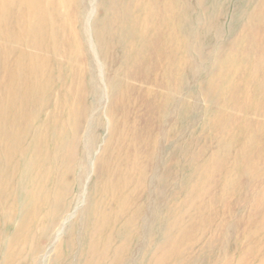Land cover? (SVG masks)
<instances>
[{"label": "rangeland", "instance_id": "1", "mask_svg": "<svg viewBox=\"0 0 264 264\" xmlns=\"http://www.w3.org/2000/svg\"><path fill=\"white\" fill-rule=\"evenodd\" d=\"M171 2L174 3L172 4ZM160 3L162 25H165L164 33L167 35L165 36L164 34V37L166 39L169 35H172V43L174 45H165L163 54L161 55V57H163L158 59L159 62L156 61L155 64L151 63L152 66H156L155 69L157 71L152 70V72L150 70H143L141 63L137 70V73L140 75L143 72L140 76V78L143 79V82H141L140 80L137 81L125 75L131 60L129 59L130 57L126 55L124 41L121 38H116L115 40L108 42L110 45L107 46V50L109 49L110 53L104 58L100 51V46L97 44L96 34L94 33L95 29L97 30L96 33L101 31L100 25H105L102 23L105 12L108 10L109 16L119 14L124 9V1L122 3L119 0H113L112 4H110V0H85L83 16L79 20L78 27L79 29L84 25L86 27L84 40L87 41V45H85V48L89 58L92 60L91 63H93V68H95V71H93L95 73V82H93L87 74V59H80L77 65L79 67L82 85L73 107L72 104L69 103L68 106L65 105V110L61 113L58 109L54 110L52 107H49L42 111L41 116L39 115L41 117L40 120H42V117L43 120L42 123L39 121L36 127L42 126L44 123V127L42 126L41 129H43L47 136V140L43 144L42 150L45 148V150L42 151L43 156L42 154L40 155L41 158H38L39 161L37 160L36 166L37 170H40L39 173H41H37V170L34 171V157L30 158V155H26L23 159L16 161L17 163L12 168L10 172L11 174L9 173L10 176L12 175L11 178L9 175L6 176L7 178L9 177V180H12H10L11 182L8 181L11 184L7 183L8 179L6 180L5 177L3 178L4 182L2 178L0 179V183L3 184H0V264H75L76 262V264H264V225H262L264 223V156H261V154H264V150H262L264 149V112H262L264 111V0H161ZM173 5L175 10L172 8ZM178 8L180 9V12L178 11ZM165 9L166 11L169 9V11L166 12ZM68 10L71 11V9ZM260 12L263 13L261 14ZM171 14H173V16ZM246 14H248V16ZM260 15H262V17ZM180 26H182V28ZM241 33L242 35H240ZM258 35L259 37H257ZM177 40L181 41L178 42ZM233 42H236L237 44ZM178 54L182 55L178 56ZM166 55L167 60H164L166 59ZM175 57L177 60H175ZM178 57L180 58L179 60ZM2 60L3 59H0V88L2 82ZM110 60L112 61L111 63H109ZM175 61L179 63H176ZM243 62L245 63V66ZM156 63L158 65H156ZM7 68L10 69V66ZM249 69L251 71H249ZM139 70L141 72H139ZM79 71L75 70L77 73ZM247 71H249V73ZM112 72H114V78L118 83L121 85L123 84L125 88L127 85L133 88L134 93L129 94L128 99L134 100L129 104H126L127 101L122 102L119 96L116 95L115 91H112L110 80V74ZM167 73L171 74L169 75ZM242 73L243 76L241 75ZM249 74L253 77H250ZM144 75L148 76L145 77ZM251 78L255 80L253 81ZM222 79L224 80V83ZM237 79L239 80L237 81ZM233 81L235 83L238 82L237 84L240 85L237 87V95L233 96L238 100L236 101L237 103L242 102L240 101L242 99L240 95L242 96L243 93L249 94V96L251 93L253 94L250 96V103L249 101L247 103V106L249 104V107L245 105V108L243 109L244 113H237L232 110L230 106L222 104V91H224L228 84H231ZM247 81L250 84H248ZM216 83L219 85L221 84L222 86L216 85ZM255 83L256 87L254 86ZM241 84L245 85L241 86ZM68 85L69 83L66 84V89L70 91L72 85ZM178 85H180V87ZM244 87L249 88L245 90ZM257 87L259 88L258 90ZM92 88H94L95 91H92ZM216 92H219L220 94L218 95ZM237 92H239V94ZM56 93L57 92H55V94ZM238 95L239 97H237ZM256 95L259 96L257 97ZM50 99H47V101ZM258 100L262 101L261 104L263 107H261V105L260 110L262 109L261 112L263 115L257 116V118L250 113V108L253 107ZM153 104L156 106H153ZM80 105L82 110L79 108ZM132 105L133 107H131ZM220 105L222 107H220ZM128 106H130V108H128ZM151 106H153V108ZM223 112H225V115ZM52 113L55 116H53ZM58 114L63 115L60 116ZM114 114H116V116ZM221 114H223V116ZM245 114H247V116H245ZM141 115H143V118ZM114 116L115 118H113ZM116 117H119L120 119H117ZM135 117H137V119ZM56 118H59L60 121L63 120L64 122L61 121L62 126L66 127L65 129L63 128L64 130H62L63 132L61 131V133L59 129H55V131L59 133V139L54 145L52 139H50L52 137L50 134L55 135L54 131L51 129V125ZM216 118L217 120H215ZM248 118H252L251 122H249L250 119ZM121 119L123 121L120 125ZM239 119L242 120L238 121ZM255 119L256 121H253ZM67 120L69 121V125L67 124ZM135 121L137 122L135 123ZM243 121L249 122V127L247 126L246 130H243L242 128ZM123 122L127 123L124 125ZM260 123L261 125H258ZM115 124L118 125L113 127ZM230 125L232 127H230ZM233 125L235 126V129L233 128ZM124 126H128L127 128L125 127L126 130L124 129ZM236 128H238V131L235 132ZM66 130L68 135L65 133ZM242 130L246 131L247 135H244ZM63 134L67 135V137ZM133 137L138 139H134ZM118 138L121 139L119 140ZM141 139L142 143L140 142ZM130 141L132 144H130ZM119 142L122 143V145ZM147 143L148 147L146 145ZM71 144L72 147L70 146ZM58 145L60 148H58ZM62 145H68V148ZM124 145L126 146L124 147ZM56 147L57 150L55 149ZM138 148L141 149L138 150ZM53 153L55 154V157L52 156L54 155ZM145 153H147L148 156ZM234 153L236 154L234 155ZM47 154L48 157H46ZM124 154H127L129 157L127 155L124 156ZM136 155L139 157L137 158ZM145 156L147 160H145ZM252 156H254V158ZM111 157L113 159H109ZM117 158L119 161H116ZM135 159L138 164H136V169L132 166V161H135ZM235 159L237 163L235 162ZM139 161L143 162L140 163ZM252 161L253 166H251ZM38 162H40L39 165ZM1 163L2 162L0 161V176L2 174L1 170L3 171L4 169V165ZM42 163L43 165L45 163L46 167H44L45 165L43 166ZM64 164H66L67 167ZM72 165L74 166L73 169ZM212 165L213 167L211 168ZM128 166L131 167L129 168ZM53 168H55V170ZM122 170H125L126 173L129 171L128 176ZM204 170L207 171V173H204ZM208 170H210V172ZM223 170H225V172ZM21 171L25 175H22V173H20ZM213 172L214 174L216 172V174L214 175ZM137 173L138 175L140 174V177ZM28 174H31L32 177ZM41 174L43 177H41ZM202 174L203 176H201ZM27 175L28 177H26ZM99 176L102 178L99 179ZM219 176L221 178H219ZM38 177H40V179ZM204 178H207V181ZM202 180H205L206 182H203ZM54 182H57V184ZM200 183H202V185ZM224 183L227 185L225 186ZM199 184L201 187H199ZM30 185L32 188L29 187ZM112 185L114 186L113 188H111ZM127 185L130 187H127ZM239 186L240 188H235ZM24 187H26V189ZM196 187L197 189L195 190ZM46 188L47 191L45 192ZM52 189L56 190L58 193L55 194L56 191L52 192ZM260 190L263 191V194H261ZM192 192L197 195L195 196ZM207 192L209 194H207ZM43 193L45 195H42ZM212 194L216 198H214ZM257 195H260L262 200L259 199L261 197H257ZM220 196L221 198L226 197V200L224 198L221 200V198H219ZM200 197L203 199L201 200ZM234 199H236V204H234ZM237 200L241 202H239L241 206L237 204ZM3 201L4 203H2ZM206 201L209 202L206 203ZM223 201H225V203ZM261 202L263 203V206L258 208L260 207ZM209 203H211L210 208ZM231 203L233 205H231ZM185 205L188 206V208ZM212 205L215 208H213ZM131 207L133 208L130 209ZM194 207L197 212L194 210ZM199 208L202 209L203 212L202 210L199 212ZM126 209H130L129 213ZM189 209L190 211L188 212ZM191 209L193 211H191ZM100 210L102 211L100 212ZM204 210L206 211L204 212ZM37 213L40 216L37 215L36 217ZM27 214L29 216H27ZM205 215H207V217L210 216V218L205 217ZM215 215H219L220 218ZM255 215H257L258 218H254ZM54 216L55 218H53ZM221 216L224 218L222 217L221 219ZM172 217L176 218L172 219ZM189 218H191V220ZM205 219H209L210 222L208 220L205 221ZM253 220L254 223L252 222ZM212 221H215V224ZM245 221L246 223H242ZM224 222L225 225H223ZM168 223H172V226ZM207 223L209 227L205 226ZM181 224L183 226H181ZM190 224H192V226ZM193 224H195V226H193ZM202 224L205 225L203 226ZM133 226L136 228L135 231L132 230L134 229ZM168 226L171 227L169 228ZM200 226L202 227L198 228ZM127 228L129 229V232H127ZM83 229H85V232L87 233L83 232ZM196 229L197 231L202 229L201 232L200 230L198 231L201 235ZM163 231L165 233H163ZM184 232H186V234H184ZM175 233H177V235ZM23 235H25V237ZM119 235L122 237L120 238ZM180 236H182L183 239H181ZM131 237L133 238L131 239ZM162 238H164V240ZM187 238H189L191 242ZM126 239H128V241ZM195 241L198 244H196ZM150 243L152 244L150 245ZM82 247L84 248V251ZM12 249L14 251H12ZM143 255L144 258L142 259ZM186 255L188 256V259L186 258ZM142 260L144 262H141ZM180 260L182 261L180 262Z\"/></svg>", "mask_w": 264, "mask_h": 264}, {"label": "bare ground", "instance_id": "2", "mask_svg": "<svg viewBox=\"0 0 264 264\" xmlns=\"http://www.w3.org/2000/svg\"><path fill=\"white\" fill-rule=\"evenodd\" d=\"M120 2L123 3L124 1V9L123 11H121L119 14H116V15H113V16H109L108 15V10L105 12V15H104V18L102 20V23L105 24V25H100L101 27V31L97 32L96 33V29H95V34H96V38H97V44L100 46V51L102 53V56L105 58L107 57L108 53H110L109 49L107 50V46H109L110 44L108 42H111L113 40H115L116 38H121L123 41H124V45L126 46V55L128 57H130L129 59L131 60L130 62V65L129 67H127V72H125V75H127V77H130L131 79H134V80H137V81H141L143 82V79L140 78L141 75L138 74L137 70L138 68L140 67L141 63H142V69L143 70H156L155 67L156 66H152L151 63H154L156 61H158V59L161 57V55L163 54V51H164V46L165 45H172V35L168 38L165 39L164 37V34L165 36L166 33H164V28H165V25L163 24L162 25V20H161V10H160V6L159 4L161 0H119ZM170 1V0H168ZM178 1V0H177ZM113 0H110V4H112ZM165 2V1H164ZM169 3V2H168ZM167 3V5H168ZM172 3V2H171ZM170 3V4H171ZM174 3V2H173ZM172 3V4H173ZM169 4V6H170ZM163 5V3H162ZM84 6H85V0H0V59H3L2 60V73H1V88H0V161L2 162L1 164L4 165V169L3 171L1 170L2 174L0 176V179L2 178H6V180L11 176L9 175V173L11 172L12 168L15 166V164L17 163L16 161L18 160H21L23 159L24 156L26 155H30V158L31 157H34L33 159V168H34V171L37 170V160L38 158L40 157V155L42 154V151L45 150H42L43 149V144L46 142L47 140V136H46V133L43 131V129H41V127L44 125V123L42 124V126H39V127H36L39 123V121H41L42 123V120H43V117H42V120L41 119V113L42 111L45 109V108H49V107H52L54 110L58 109V111L61 113L63 110H65V105L68 106L69 103L72 104V107L73 105L75 104V100L77 99L78 95H79V91H80V88H81V85H82V82H81V75H80V71H79V67H78V62L80 61V59L82 58H86L87 59V67H86V71H87V74L89 75L90 79L95 82V76H94V72L95 71V68H93L94 66L92 65L93 63L92 60L89 58L88 54H87V50L85 48V45H87V41L84 40V36H85V31H86V27L85 25L84 26H81V29H79V20L81 19V17L83 16V10H84ZM110 6V5H109ZM262 6V5H261ZM120 7V6H119ZM162 8V7H161ZM165 8V7H164ZM167 8V6H166ZM172 8H174V5L172 6ZM68 9H71L68 10ZM257 9V8H256ZM255 9V10H256ZM264 9V7H263ZM262 9V10H263ZM172 10V9H171ZM170 10V11H171ZM175 10V8L173 9ZM177 10V9H176ZM180 9L178 8V11ZM184 10V8H183ZM261 10V11H262ZM166 11V9H165ZM169 11V9H168ZM166 11V12H168ZM258 11V10H257ZM256 11V12H257ZM163 12V11H162ZM174 12V11H173ZM172 12V13H173ZM180 12V11H179ZM255 12V13H256ZM264 12V10H263ZM263 12H260L261 14ZM185 13V12H184ZM174 14V13H173ZM173 14H171L173 16ZM249 14V13H248ZM248 14H246L248 16ZM167 15V13H166ZM175 15V14H174ZM257 15L259 16V14L257 13ZM165 16V14H164ZM254 16V15H252ZM262 17V15H260ZM163 17V16H162ZM256 17V16H254ZM167 18V17H166ZM175 18V17H174ZM181 19V18H180ZM188 19V18H187ZM186 19V20H187ZM252 19V18H251ZM261 19V18H260ZM166 20V19H165ZM185 20V19H184ZM190 20V19H189ZM164 21V20H163ZM253 21V20H252ZM264 21V20H263ZM258 22V21H257ZM261 22V21H260ZM252 23V22H251ZM261 24V23H260ZM170 25V24H169ZM254 25V24H253ZM173 26V25H172ZM246 26V25H245ZM169 27V26H168ZM182 28V26H180ZM188 27V26H187ZM249 27V26H248ZM177 28V27H176ZM179 28V27H178ZM242 28V27H241ZM184 29V27H183ZM247 29V28H246ZM245 29V30H246ZM180 30V29H178ZM252 30V29H251ZM256 30V29H254ZM259 30V28H258ZM169 31V30H168ZM171 31V30H170ZM186 31V30H185ZM241 31V30H240ZM178 32V31H176ZM229 32V31H227ZM238 32V31H237ZM236 32V33H237ZM245 32V31H244ZM249 32V30H248ZM247 33V32H246ZM254 34V33H253ZM184 35V33H183ZM242 35V33L240 34ZM245 35V34H244ZM243 35V36H244ZM255 35V34H254ZM175 36V35H174ZM248 36V35H247ZM182 37V36H181ZM186 37V36H185ZM259 37V35L257 36ZM179 38V37H178ZM177 39V38H176ZM181 39V38H180ZM96 40V39H95ZM183 40V39H182ZM242 40V39H241ZM244 40V39H243ZM246 40V39H245ZM178 41V40H177ZM181 40H179L178 42H180ZM232 42V41H231ZM239 42V41H238ZM235 44H237L236 42H233ZM181 44V43H179ZM90 45V44H89ZM92 45V44H91ZM174 45V44H173ZM193 45V44H192ZM174 47V46H173ZM82 48V49H81ZM171 48V47H170ZM192 48V47H191ZM258 48V47H257ZM81 49V50H80ZM174 49V48H173ZM112 50V49H111ZM169 50V49H168ZM166 51V50H165ZM171 51V50H170ZM219 52V51H218ZM173 53V52H172ZM180 53V52H179ZM192 53V52H191ZM165 54V53H164ZM171 54V53H169ZM180 54H178L179 56ZM182 55V54H181ZM180 55V56H181ZM232 55V54H231ZM170 56V55H169ZM237 56V55H236ZM264 56V55H263ZM163 57V56H162ZM161 57V58H162ZM165 57V56H164ZM244 57V56H243ZM242 57V58H243ZM247 57V55H246ZM176 58V57H175ZM169 59V58H168ZM180 58L178 57V60ZM196 59V58H195ZM127 60V59H126ZM164 60H167V55H166V59ZM172 60V59H171ZM177 60V58L175 59ZM182 60V59H181ZM180 60V61H181ZM184 60V59H183ZM223 60V59H222ZM221 60V61H222ZM129 61V60H128ZM161 61V59H160ZM173 61V60H172ZM249 61V60H248ZM251 61V60H250ZM112 61L110 60L109 63H111ZM159 62V61H158ZM176 62V61H175ZM184 62V61H182ZM236 62V61H235ZM256 62V61H255ZM165 63V62H164ZM169 63V62H168ZM167 63V64H168ZM176 63H179V62H176ZM199 63V62H198ZM232 63V62H231ZM238 63V62H237ZM123 64V63H122ZM128 64V63H127ZM126 64V65H127ZM170 64V63H169ZM244 66H245V63L243 62ZM249 64V63H248ZM252 64V62H251ZM125 65V64H124ZM156 65H158L156 63ZM232 65V64H231ZM239 65V64H238ZM264 65V63H263ZM10 66V69H8L7 67ZM114 66V65H113ZM128 66V65H127ZM166 66V65H165ZM242 66V65H240ZM248 66V65H246ZM251 66V65H249ZM82 67V66H81ZM80 67V68H81ZM125 67V66H124ZM167 67V66H166ZM176 67V66H175ZM161 68V67H160ZM174 68V67H172ZM181 68V66H180ZM189 68V67H188ZM206 68V67H205ZM225 68V67H224ZM234 68V67H233ZM251 68V67H250ZM167 69V68H166ZM227 69V68H226ZM239 69V68H238ZM245 69V68H243ZM76 71H79L78 73L75 72ZM169 70V69H168ZM188 70V69H187ZM242 70V69H241ZM256 70V69H255ZM82 71V70H81ZM116 71V70H115ZM126 71V70H125ZM157 71V70H156ZM166 71V70H164ZM177 71V70H176ZM175 71V72H176ZM180 71V70H179ZM245 71V70H244ZM249 71H251L249 69ZM249 71H247L249 73ZM254 71V70H253ZM84 72V71H83ZM139 72H141L139 70ZM153 72V71H152ZM155 72V71H154ZM160 72V70H159ZM168 72V71H167ZM170 72V71H169ZM219 72V71H218ZM224 72V71H223ZM235 72V71H233ZM232 72V73H233ZM240 72V71H239ZM237 72V73H239ZM165 73V72H164ZM177 73V72H176ZM180 73V72H179ZM245 73V72H244ZM257 73V72H255ZM259 73V72H258ZM84 74V73H83ZM106 74V73H105ZM151 74V73H150ZM167 74H171V73H167ZM182 74V73H181ZM217 74V72H216ZM235 74V73H234ZM240 74V73H239ZM247 74V73H246ZM254 74V73H253ZM103 75V74H102ZM124 75V74H123ZM149 75V73H148ZM147 75V76H148ZM173 75V74H172ZM205 75V74H204ZM224 75V74H223ZM243 76V73L241 74ZM250 77L252 76L251 74H249ZM262 75V74H261ZM260 75V76H261ZM264 75V73H263ZM100 76V75H99ZM114 72H112L110 74V80H111V87H112V91L114 90L116 95L119 96L120 100L122 102H126V104L132 102L134 99H128V95L129 94H132L134 93V90L132 87L128 86L125 88L124 85L118 83V81L114 78ZM145 76V75H144ZM143 76V77H144ZM145 76V77H147ZM155 76V75H153ZM174 76V75H173ZM179 76V75H178ZM235 76V75H234ZM245 76V74H244ZM125 77V76H124ZM144 77V78H145ZM203 77V76H202ZM229 77V76H228ZM237 77V76H236ZM239 77V76H238ZM249 77V78H250ZM253 77V76H252ZM112 78V79H111ZM126 78V77H125ZM158 78V77H157ZM156 78V79H157ZM165 78V77H164ZM162 78V79H164ZM178 78V77H177ZM180 78V77H179ZM223 78V77H222ZM226 78V77H225ZM231 78V77H230ZM244 78V77H243ZM262 78V76H261ZM229 79V78H228ZM242 79V78H241ZM252 79V78H251ZM101 80V79H100ZM210 80V79H209ZM227 80V79H226ZM239 79H237L238 81ZM244 80V79H243ZM242 80V81H243ZM253 80V79H252ZM255 80V79H254ZM253 80V81H254ZM260 80V79H259ZM124 81V80H123ZM158 81V79H157ZM161 81V80H160ZM172 81V80H171ZM223 83H224V80L222 79ZM258 81V80H257ZM132 82V81H131ZM130 82V83H131ZM166 82V81H165ZM211 82V80H210ZM219 82V80H218ZM217 82V83H218ZM256 82V81H255ZM69 85H72V87H70V91L66 89V84ZM181 83V82H180ZM212 83V82H211ZM216 85H219L217 84ZM238 83V82H237ZM237 83H235L234 81L231 83V84H228V86L226 87V89L224 91H222V101L224 105H227V106H230L232 110L236 111L237 113L238 112H243V109L245 108V105L247 106V103L249 101L250 103V96L253 95L251 93V95L249 96V94H246V93H243L242 96L240 95V97L242 98L241 100L239 98L240 103H237L236 100L233 96L237 95L236 94V91H237V87L240 86L238 85ZM248 83V81H247ZM262 83V82H260ZM125 84V83H124ZM135 84V83H134ZM173 84V83H171ZM250 84V83H248ZM258 84V83H257ZM68 85V86H69ZM142 85V84H141ZM211 85V84H210ZM209 85V86H210ZM225 85V84H224ZM244 86L245 84H241V86ZM264 85V84H263ZM134 86V85H132ZM137 86V84H136ZM180 87V85H178ZM213 86V84H212ZM219 86H222L221 84ZM249 86V85H248ZM256 87V83L254 85ZM103 87V86H102ZM172 87V86H171ZM141 88V87H140ZM139 88V89H140ZM210 88V87H209ZM213 88V87H212ZM221 88V87H220ZM249 88V87H248ZM247 87H244L245 90L248 89ZM264 88V87H263ZM69 89V88H68ZM146 89V88H145ZM214 89V88H213ZM219 89V88H217ZM223 89V88H222ZM243 89V88H242ZM259 88L257 87V90ZM111 90V88H110ZM168 90V89H167ZM174 90V89H173ZM215 90V89H214ZM221 90V89H220ZM253 90V89H252ZM264 90V89H263ZM92 91H95L94 88H92ZM143 91H144V87H143ZM250 91V90H249ZM248 91V92H249ZM255 92H257L256 90H254ZM55 92H57L55 94ZM156 92V91H154ZM175 92V91H174ZM221 92V91H219ZM217 93L218 95L220 93ZM241 92V91H240ZM247 92V93H248ZM251 92V91H250ZM260 92V91H259ZM262 92V91H261ZM105 93V92H104ZM146 93V92H145ZM239 94V92H237ZM179 94V93H178ZM258 94V93H257ZM264 94V93H263ZM56 97H55V96ZM165 95V93H164ZM175 95V94H174ZM143 96V95H142ZM257 96V95H256ZM259 96V95H258ZM257 96V97H258ZM170 97V96H169ZM216 97V95H215ZM239 97V95L237 96ZM262 97V96H261ZM50 98H53V99H50ZM234 98V99H233ZM260 98V97H259ZM263 98V97H262ZM47 99H50L49 101H47ZM71 99V101H70ZM80 99V98H79ZM106 99V98H105ZM78 101V100H77ZM146 101V100H145ZM144 101V102H145ZM169 101V100H168ZM264 101V100H263ZM155 102V101H153ZM158 102V101H157ZM220 102V101H219ZM236 102V103H235ZM134 103V102H133ZM151 103V102H150ZM262 101L261 100H258L255 102V105L253 107L250 108V113L252 115H255L256 117L257 116H260V115H263L262 111L260 110V106L262 105L261 104ZM70 104V105H71ZM122 104V103H121ZM120 104V105H121ZM132 104V103H131ZM141 104V103H140ZM158 104V103H157ZM160 104V102H159ZM208 104V103H206ZM217 104V103H216ZM219 104V103H218ZM264 104V103H263ZM150 106V105H149ZM148 106V108H149ZM153 106H156L153 104ZM153 106H151L153 108ZM71 107V108H72ZM133 107V105L131 106ZM137 107V106H136ZM161 107V106H160ZM218 107V106H217ZM220 107H222L220 105ZM219 107V108H220ZM249 107V104L248 106ZM246 107V108H247ZM263 107V105L261 106ZM67 108V107H66ZM70 108V109H71ZM78 108V107H77ZM79 108L81 109V105L79 106ZM78 108V109H79ZM124 108V106H123ZM122 108V110H123ZM128 108H130V106H128ZM157 108V107H156ZM227 108V107H226ZM69 109V107H68ZM77 109V110H78ZM155 109V108H154ZM166 109V108H165ZM184 109V108H183ZM188 109V108H187ZM229 109V108H228ZM264 109V107H263ZM50 110V109H49ZM82 110V109H81ZM86 110V109H85ZM134 110V108H133ZM158 110V109H157ZM174 110V109H173ZM221 110V109H220ZM72 111V110H70ZM69 111V113H70ZM107 111V110H106ZM109 111V110H108ZM127 111V110H126ZM135 111V110H134ZM149 111V110H148ZM156 111V110H155ZM161 111V110H160ZM223 111V110H222ZM225 111V109H224ZM113 112V111H112ZM123 112V111H122ZM147 112V111H146ZM173 112V111H172ZM171 112V113H172ZM206 112V111H205ZM230 112V111H229ZM249 112V110H248ZM48 113V111H47ZM46 113V114H47ZM55 113V111H54ZM68 113V114H69ZM75 113V112H74ZM121 113V112H120ZM125 113V112H124ZM131 113V111H130ZM166 113V112H165ZM179 113V112H178ZM236 113V115H237ZM244 113V112H243ZM51 114V113H50ZM53 114V113H52ZM79 114V113H78ZM139 114V113H138ZM137 114V115H138ZM204 114V113H203ZM219 114V113H218ZM223 114L225 115V112H223ZM223 114H221L223 116ZM40 115V116H39ZM60 115V114H58ZM63 115V114H62ZM60 115V116H62ZM86 115V114H85ZM116 116V114H114ZM134 115V114H133ZM136 115V116H137ZM140 115V114H139ZM145 115V114H144ZM179 115V114H178ZM205 115V114H204ZM232 115V114H230ZM240 115V114H239ZM53 116H55L53 114ZM106 116V115H105ZM115 116L113 118H115ZM142 118H143V115H141ZM185 116V114H184ZM217 116V115H216ZM234 116V115H233ZM245 116H247V114H245ZM251 116V115H250ZM123 117V116H121ZM146 117V116H144ZM231 117V116H230ZM239 117V116H237ZM235 117V118H237ZM242 117V116H241ZM249 117V116H248ZM255 117V118H256ZM65 118V117H64ZM86 118V117H85ZM117 118V117H116ZM119 118V117H118ZM117 118V119H118ZM131 118V117H129ZM137 119V117H135ZM141 118V117H140ZM223 118V117H222ZM234 118V117H233ZM240 118V117H239ZM258 118V117H257ZM260 118V117H259ZM262 118V117H261ZM264 118V117H263ZM262 118V119H263ZM120 119V118H119ZM134 119V118H133ZM228 119V118H227ZM226 119V120H227ZM243 119V118H242ZM242 119H239L238 121L242 120ZM250 119V118H248ZM252 119V118H251ZM251 119L249 120V122H251ZM51 120H54V119H51ZM214 120V119H213ZM217 120V118L215 119ZM225 120V119H224ZM231 120V119H230ZM235 120V119H234ZM261 120V119H260ZM49 121V120H48ZM63 121V120H61ZM60 121V119L56 118L55 121H53V124L51 125V129L54 131L55 135L53 134H50L52 135V137L50 139H52L54 145L56 144L57 140L59 139V133L57 131H55V129H59L60 130V133L62 130L65 129V127L62 126V122ZM68 121V120H67ZM109 121V120H108ZM123 120L121 119L120 121V125H121V122ZM161 121V120H160ZM208 121V120H207ZM210 121V120H209ZM253 121H256L253 120ZM64 122V121H63ZM137 121H135L136 123ZM225 122V121H224ZM227 122V121H226ZM233 122V121H231ZM235 122V121H234ZM244 122V121H243ZM249 122H244L243 123V130L247 128ZM259 122V121H258ZM47 123V122H46ZM118 123V121H117ZM124 123V122H123ZM127 123V122H126ZM124 123V125L126 124ZM51 124V123H50ZM69 125V121L67 123ZM74 124V123H73ZM72 124V125H73ZM119 124V123H118ZM117 124V125H118ZM130 124V123H129ZM164 124V123H163ZM232 124V123H231ZM234 124V123H233ZM256 124V123H254ZM253 124V125H254ZM46 125V124H45ZM116 124L113 126H117ZM133 125V124H132ZM177 125V124H176ZM258 125H261L258 124ZM49 126V125H48ZM234 126V125H233ZM44 127V126H43ZM75 127V126H74ZM73 127V128H74ZM126 126H124V129H125ZM128 127V126H127ZM126 127V128H127ZM160 127V126H159ZM230 127H232L230 125ZM249 127V126H248ZM64 128V129H63ZM71 128V127H70ZM136 128V127H135ZM176 128V127H175ZM235 129V126L233 127ZM231 128V129H233ZM119 129V128H118ZM179 129V128H178ZM177 129V130H178ZM213 129V128H212ZM238 128H236L235 132L238 131L237 130ZM258 129V128H257ZM74 130V129H73ZM116 130V129H114ZM121 130H122V127H121ZM126 130V129H125ZM136 130V129H134ZM133 130V131H134ZM176 130V131H177ZM242 130V131H243ZM112 131V130H111ZM120 131V130H119ZM132 131V130H131ZM130 131V132H131ZM174 131V130H173ZM258 131V130H257ZM47 132V131H46ZM63 132V131H62ZM116 132V131H115ZM141 132V131H140ZM179 132V131H178ZM234 132V131H232ZM244 132V135H247V132L246 131H243ZM65 133L67 134V130L65 131ZM68 133H69V130H68ZM129 133V132H128ZM135 133V132H134ZM177 133V132H175ZM241 133V132H240ZM75 134V133H74ZM119 134V133H118ZM125 134V133H124ZM131 134V133H130ZM136 134V133H135ZM158 134V133H157ZM178 134V133H177ZM215 134V132H214ZM263 134V133H261ZM65 135V134H63ZM68 135V134H67ZM67 135H65L67 137ZM121 135V134H120ZM128 135V134H127ZM126 135V136H127ZM138 135V134H137ZM141 135V133H140ZM159 135V134H158ZM264 135V134H263ZM73 136V135H72ZM143 136V135H142ZM149 136V135H148ZM62 137V136H61ZM119 137V136H117ZM116 137V138H117ZM121 137V136H120ZM125 137V136H124ZM138 137V136H137ZM152 137V136H151ZM64 138V137H62ZM75 138V137H73ZM78 138V137H77ZM129 138V137H128ZM134 139L136 137H133ZM146 138V137H145ZM150 138V137H148ZM154 138V137H152ZM151 138V139H152ZM264 138V137H263ZM61 139V138H60ZM68 139V138H67ZM119 140L121 138H118ZM126 139V137H125ZM124 139V140H125ZM138 139V138H136ZM129 140V139H128ZM146 140V139H145ZM157 140V139H156ZM51 141V142H52ZM64 141V140H63ZM69 141V140H68ZM135 141V140H134ZM137 141V140H136ZM49 142V141H48ZM47 142V143H48ZM50 142V143H51ZM61 142V140H60ZM73 142V141H72ZM78 142V141H77ZM121 142V141H120ZM119 142V143H120ZM126 142V140H125ZM131 142V141H130ZM139 142V141H138ZM142 143V139L140 141ZM46 143V144H47ZM69 143V142H68ZM74 143V142H73ZM152 143V142H151ZM117 144V143H115ZM122 145V143H120ZM132 144V142L130 143ZM52 145V144H50ZM112 145V144H111ZM127 145V144H126ZM124 145V147L126 146ZM147 147H148V143L146 144ZM46 146V145H45ZM61 146V144H60ZM64 146V145H62ZM72 147V144L70 145ZM135 146V145H134ZM150 146V145H149ZM153 146L155 147V145L153 144ZM152 146V147H153ZM233 146V144H232ZM51 147V146H50ZM53 147V146H52ZM64 147H67L68 148V145L64 146ZM63 147V148H64ZM70 147V148H71ZM115 147V146H114ZM131 147V146H130ZM138 147V145H137ZM142 147V146H141ZM236 147V146H235ZM58 148L59 145H58ZM75 148V147H73ZM116 148V147H115ZM144 148V147H143ZM49 149V148H48ZM51 149V148H50ZM57 150V147L55 148ZM62 149V147H61ZM60 149V150H61ZM109 149V148H108ZM127 149V148H125ZM124 149V150H125ZM134 149V148H133ZM141 149V148H138V150ZM150 149V148H149ZM259 149V148H258ZM128 150V149H127ZM132 150V149H130ZM129 150V151H130ZM146 150V149H145ZM144 150V151H145ZM151 150V149H150ZM232 150V149H231ZM264 150V149H262ZM49 151V150H48ZM71 151V150H70ZM77 151V150H76ZM102 151V150H101ZM117 151V150H115ZM143 151V152H144ZM147 151V150H146ZM239 151V150H238ZM261 151V149H260ZM259 151V152H260ZM60 152V151H59ZM72 152V151H71ZM136 152V151H135ZM134 152V153H135ZM258 152V151H257ZM44 153V152H43ZM52 153V152H51ZM130 153V152H129ZM132 153V152H131ZM140 153V152H139ZM148 153V152H147ZM145 153L147 156L148 154ZM261 153V152H260ZM264 153V152H263ZM54 154V153H53ZM58 154V153H57ZM56 154V155H57ZM65 154V153H64ZM136 154V153H135ZM236 153H234L235 155ZM256 154V153H255ZM254 154V156H255ZM50 155V154H49ZM112 155V153H111ZM127 155V154H126ZM124 154V156H126ZM138 155V154H137ZM136 155V157H137ZM264 156V154H261V156ZM43 156V154H42ZM53 157H55V154L52 155ZM62 156V154H61ZM71 156V155H70ZM87 156V155H86ZM106 156V155H105ZM104 156V157H105ZM116 156V154H115ZM128 156V155H127ZM144 156V155H143ZM254 156H252L254 158ZM257 156V155H256ZM260 156V157H261ZM46 157H48V154L46 155ZM57 157V156H56ZM60 157V156H59ZM65 157V155H64ZM123 157V156H121ZM129 157V156H128ZM139 157V156H138ZM137 157V158H138ZM29 158V157H28ZM41 158V157H40ZM62 158V157H61ZM69 158V157H68ZM126 158V157H125ZM131 158V157H130ZM149 158V157H148ZM236 158V157H235ZM26 159V158H25ZM56 159V158H55ZM54 159V160H55ZM102 159V158H101ZM109 159H113L112 157L109 158ZM129 159V158H128ZM143 159V158H142ZM262 159V158H261ZM28 160V159H27ZM32 160V159H31ZM45 160V159H44ZM48 160V159H47ZM53 160V161H54ZM57 160H60V159H57ZM64 160V159H63ZM70 160V158H69ZM105 160V159H104ZM107 160V159H106ZM133 160V159H132ZM138 160V159H137ZM145 160L146 159V156H145ZM149 160V159H148ZM39 161V160H38ZM67 161V160H66ZM99 161V160H98ZM116 161H119L118 158ZM121 161V160H120ZM126 161V160H125ZM211 161V160H210ZM215 161V159H214ZM133 162V163H132ZM132 166L133 168L136 169V159L135 161H132ZM140 162V161H139ZM138 162V163H139ZM143 161H141L140 163H142ZM151 162V161H150ZM235 162L237 163L236 159H235ZM40 162H38V165H39ZM56 163V162H55ZM54 163V164H55ZM63 163V162H62ZM70 163V162H69ZM75 163V162H74ZM121 163V162H120ZM123 163V162H122ZM129 163V164H131ZM146 163V162H145ZM152 163V162H151ZM149 163V164H151ZM232 163V162H231ZM234 163V162H233ZM20 164V163H19ZM46 164H47V161H46ZM53 164V166H54ZM107 164V163H106ZM119 164V163H118ZM211 164V163H210ZM214 164V163H213ZM220 164V163H219ZM43 165V163H42ZM45 165V163H44ZM43 165V166H44ZM66 166V164H64ZM121 165V164H120ZM138 165V164H137ZM142 165V164H141ZM235 165V164H234ZM21 166V165H20ZM31 166V165H30ZM49 166H50V162H49ZM59 166V165H58ZM69 166V165H68ZM73 166V165H72ZM102 166V165H101ZM119 166V165H118ZM140 166V165H139ZM143 166V165H142ZM141 166V167H142ZM150 166V165H149ZM220 166V165H219ZM217 166V167H219ZM222 166V165H221ZM227 166V165H226ZM253 166V161H252V165ZM260 166V165H259ZM46 167V165L44 166ZM67 167V166H66ZM124 167V166H123ZM129 167V166H128ZM131 167V166H130ZM129 167V168H130ZM140 167V168H141ZM208 167V165H207ZM206 167V168H207ZM213 167V165L211 166V168ZM223 167H224V164H223ZM255 167V166H254ZM261 167V166H260ZM1 168V167H0ZM17 168V167H15ZM20 168V167H19ZM26 168V167H25ZM30 168V167H29ZM28 168V170H29ZM57 168V167H56ZM61 168V167H60ZM74 168V166L72 167V169ZM106 168V167H105ZM119 168V167H118ZM125 168V167H124ZM123 168V169H124ZM151 168V167H150ZM215 168V167H214ZM213 168V169H214ZM222 168V167H221ZM228 168V167H227ZM236 168V167H235ZM239 168V167H238ZM259 168V167H258ZM45 169V168H44ZM55 170V168H53ZM69 169V168H67ZM149 169V168H148ZM205 169V168H204ZM20 170V169H19ZM22 170V169H21ZM127 170V168H126ZM139 170V169H138ZM136 170V171H138ZM216 170V168H215ZM214 170V171H215ZM257 170V169H256ZM15 171V170H13ZM18 171V170H17ZM16 171V172H17ZM33 171V170H32ZM40 170H37L36 172L39 173ZM42 171V170H41ZM52 171V170H51ZM59 171V170H58ZM65 171V170H63ZM107 171V170H105ZM116 171V169H115ZM123 172H125V170H122ZM134 171V170H133ZM210 172V170H208ZM219 171V170H218ZM225 172V170H223ZM260 171V170H259ZM43 172V171H42ZM46 172H47V169H46ZM53 172V171H52ZM51 172V173H52ZM55 172V171H54ZM60 172V171H59ZM58 172V173H59ZM109 172V171H108ZM112 172V171H111ZM118 172V171H117ZM207 173V171L204 170V173ZM255 172V171H254ZM22 173V171L20 172ZM30 173V171H29ZM41 173V172H40ZM39 173V174H40ZM44 173V172H43ZM50 173V174H51ZM56 173V172H55ZM62 173V172H61ZM72 173V172H71ZM105 173V172H104ZM116 173V172H115ZM126 173V172H125ZM129 173V171H128ZM128 173H126V175L128 176ZM147 173V172H146ZM11 174V173H10ZM18 174V173H16ZM111 174V173H110ZM113 174V172H112ZM214 174V172H213ZM212 174V175H213ZM216 174V172H215ZM214 174V175H215ZM221 174V173H220ZM9 175V177L7 178L6 176ZM22 175H25L24 173H22ZM29 175V174H28ZM28 175L26 177H28ZM31 175V174H30ZM29 175V176H30ZM33 175V173H32ZM32 175L30 177H32ZM37 175V174H36ZM42 175V174H41ZM45 175V174H44ZM64 175V174H62ZM123 175V174H122ZM120 175V176H122ZM138 175V173H137ZM208 175V174H206ZM225 175V174H224ZM16 176V175H15ZM35 176V174H34ZM50 176V175H49ZM115 176V175H114ZM136 176V175H135ZM140 177V174L138 175ZM203 176V174L201 175ZM222 176V175H220ZM219 176V178H221ZM43 177V175L41 176ZM46 177V175H45ZM52 177V176H51ZM50 177V178H51ZM60 177H61V174H60ZM59 177V178H60ZM110 177V176H109ZM132 177V176H131ZM209 177V176H208ZM224 177V176H222ZM226 177V176H225ZM253 177V176H252ZM251 177V178H252ZM13 178V177H12ZM40 179V177H38ZM58 178V179H59ZM102 178V177H101ZM100 176H99V179H101ZM111 178V177H110ZM113 178V177H112ZM256 178V177H255ZM259 178V177H258ZM257 178V180H258ZM20 179H21V176H20ZM24 179V178H23ZM57 179V177H56ZM107 179V178H106ZM115 179V178H114ZM127 179V178H126ZM130 179V178H128ZM136 179V177H135ZM205 180L207 178H204ZM225 179V178H224ZM11 180V179H10ZM9 179L7 180V183L8 184H11L9 182H11ZM32 180V179H31ZM55 180V178H54ZM60 180V179H59ZM132 180V178H131ZM134 180V179H133ZM205 180H202L203 182ZM256 180V179H254ZM2 181V180H1ZM9 181V182H8ZM16 181V180H15ZM33 181V180H32ZM101 181V180H100ZM99 181V182H100ZM105 181V180H104ZM103 181V182H104ZM112 181V180H111ZM116 181V180H115ZM207 181V180H206ZM205 181V182H206ZM228 181V180H227ZM250 181V180H249ZM259 181V180H258ZM3 182H4V179H3ZM18 182V181H17ZM21 182V181H20ZM52 182V181H51ZM59 182V181H58ZM98 182V181H97ZM130 182V181H129ZM133 182V181H131ZM215 182V181H214ZM57 184V182H54ZM63 183V182H62ZM113 183V182H112ZM140 183V182H139ZM209 183V182H207ZM206 183V184H207ZM250 183V182H248ZM247 183V185H248ZM254 183V182H253ZM2 184V183H0ZM27 184V182H26ZM30 184V183H29ZM34 184V183H32ZM36 184V183H35ZM41 184V183H40ZM49 184V182H48ZM52 184V183H51ZM64 184V183H63ZM62 184V185H63ZM97 184V183H96ZM104 184V183H103ZM116 184V183H115ZM123 184V183H122ZM142 184H143V181H142ZM202 185V183H200ZM199 184V185H200ZM220 184V183H219ZM3 185V184H2ZM21 185V183H20ZM42 185V184H41ZM59 185V184H58ZM201 185L199 187H201ZM212 185V184H211ZM210 185V186H211ZM224 185L226 186L227 184L224 183ZM223 185V186H224ZM237 185V184H236ZM239 185V184H238ZM250 185V184H249ZM253 185V184H251ZM19 186V185H18ZM22 186V185H21ZM28 186V185H27ZM57 186V185H56ZM105 186V185H104ZM129 185H127L128 187ZM131 186V184H130ZM129 186V187H130ZM145 186V185H144ZM196 186V185H195ZM1 187V186H0ZM30 188L31 185L29 186ZM37 187H38V184H37ZM44 187V186H43ZM55 187V185H54ZM100 187V186H99ZM109 187V186H108ZM107 187V188H108ZM114 186L112 185L111 188H113ZM134 187V186H133ZM138 187V186H136ZM140 187V186H139ZM205 187V185H204ZM207 187V186H206ZM250 187V186H249ZM248 187V188H249ZM18 188V187H17ZM26 189V187H24ZM28 188V187H27ZM35 188V187H34ZM40 188V187H39ZM50 188H51V185H50ZM62 188V187H61ZM101 188V187H100ZM145 188V187H144ZM224 188V187H223ZM235 188H240L239 187H235ZM251 188V187H250ZM249 188V189H250ZM12 189V188H11ZM16 189V188H15ZM14 189V190H15ZM20 190H22L21 188H19ZM38 189V188H37ZM55 189V188H54ZM58 189V188H57ZM96 189V188H95ZM129 189V188H128ZM140 189V188H139ZM197 189V187L195 188V190ZM200 189V188H199ZM202 189V188H201ZM204 189V188H203ZM247 189V187H246ZM42 190V189H41ZM70 190V189H69ZM144 190V189H143ZM214 190V189H212ZM211 190V192H212ZM231 190V189H230ZM238 190V189H237ZM243 190V189H242ZM34 191V190H33ZM47 191V188L45 190V192ZM53 191H56V190H53L52 189V192ZM67 191V190H65ZM64 191V192H65ZM108 191V190H107ZM193 191V190H191ZM204 191V190H202ZM206 191V190H205ZM226 191V190H225ZM234 191V190H233ZM261 191V194H263L262 190ZM31 192V191H30ZM36 192V191H35ZM60 192V190H59ZM63 192V193H64ZM215 192H218V191H215ZM58 193L57 191L55 192V194ZM61 193V192H60ZM59 193V194H60ZM66 193V192H65ZM70 193V192H69ZM126 193V192H125ZM128 193V192H127ZM220 193V192H219ZM257 193V192H256ZM1 194V193H0ZM14 194V193H13ZM58 194V195H59ZM192 194H194L192 192ZM207 194H209L207 192ZM229 194V193H228ZM260 194V195H261ZM9 195V194H8ZM7 195V196H8ZM42 195H45L44 193ZM69 195V194H68ZM67 195V196H68ZM97 195V194H96ZM126 195V194H125ZM133 195V194H132ZM195 195V194H194ZM197 195V194H196ZM195 195V196H196ZM200 195V194H199ZM213 195V194H212ZM216 195V194H215ZM221 195V194H220ZM239 195V194H238ZM260 195H257V197H261ZM6 196V197H7ZM18 196V195H17ZM35 196V195H33ZM33 196H32V200H33ZM57 196V195H55ZM62 196V195H61ZM71 196V195H70ZM94 196V195H93ZM101 196V195H100ZM104 196V195H103ZM142 196H143V193H142ZM204 196V194H203ZM237 196V195H236ZM235 196V197H236ZM248 196V195H247ZM263 196V195H262ZM37 197V196H36ZM34 197V198H36ZM39 197V196H38ZM102 197V196H101ZM118 197V196H116ZM198 197V196H197ZM206 197V196H205ZM204 197V198H205ZM214 198H216L214 195H213ZM230 197V196H229ZM245 197V196H244ZM256 197V198H257ZM48 198V197H47ZM64 198V197H63ZM66 198V197H65ZM95 198V197H94ZM99 198V197H98ZM106 198V197H105ZM104 198V199H105ZM132 198V197H131ZM201 198V197H200ZM221 198V196L219 197ZM224 197L221 198V200L223 199ZM226 198V197H225ZM224 198V199H225ZM228 198V197H227ZM49 199V198H48ZM52 199V198H51ZM103 199V198H102ZM123 199V197H122ZM196 199V198H195ZM194 199V200H195ZM203 198H201L202 200ZM246 199V197H245ZM262 200V197L259 198ZM15 200V199H14ZM42 200V199H41ZM61 200V199H60ZM94 200V199H93ZM97 200V199H96ZM211 200V199H210ZM218 200V199H217ZM226 200V199H225ZM236 199H234L233 201H235ZM254 200V199H253ZM256 200V199H255ZM260 200V201H261ZM39 201V200H38ZM64 201V200H63ZM103 201V200H102ZM121 201V199H120ZM119 201V202H120ZM205 201V200H204ZM202 201V202H204ZM238 201V200H237ZM35 202V201H34ZM41 202V201H40ZM72 202V201H70ZM107 202V201H106ZM134 202V201H133ZM194 202V201H193ZM201 202V203H202ZM209 202V201H206V203ZM211 202V201H210ZM214 202V201H212ZM225 203V201H223ZM240 201L237 202V204L240 205L239 203ZM258 202V201H257ZM4 203V201L2 202ZM37 203V202H36ZM42 203V202H41ZM60 203V202H59ZM95 203V202H94ZM98 203V202H97ZM105 203V202H104ZM136 203V201H135ZM138 203V202H137ZM192 203V202H191ZM197 203V202H196ZM233 203V202H232ZM231 203V205H233ZM34 204V203H33ZM133 204V203H132ZM198 204V203H197ZM203 204V203H202ZM211 203H209L210 205ZM220 204V203H219ZM236 204V201L235 203ZM257 204V203H256ZM263 203L261 202V205L260 207L258 208H261V206ZM31 205V204H30ZM39 205V204H38ZM51 205V204H50ZM54 205V204H53ZM58 205V204H57ZM68 205V204H67ZM102 205V204H101ZM111 205V204H110ZM117 205V203H116ZM162 205V204H161ZM160 205V206H161ZM191 205V204H190ZM199 205V204H198ZM226 205V204H225ZM253 205V204H251ZM251 205H248V206H251ZM33 206V205H32ZM31 206V207H32ZM41 206V205H40ZM44 206V205H43ZM46 206V205H45ZM65 206V204H64ZM108 206V205H107ZM186 206V205H185ZM208 206V205H207ZM206 206V207H207ZM213 206V205H212ZM221 206V205H220ZM241 206V205H240ZM243 206V205H242ZM57 207V206H56ZM188 208V206H186ZM200 207V205H199ZM203 207V206H202ZM211 207V205L209 206V208ZM224 207V205H223ZM234 207V206H233ZM232 207V208H233ZM41 208V207H40ZM50 208V207H49ZM55 208V207H54ZM58 208V207H57ZM116 208V207H115ZM133 207H131L130 209H132ZM177 208V207H176ZM205 208V207H203ZM213 208H215L213 206ZM212 208V209H213ZM237 208V207H236ZM250 208V207H249ZM248 208V209H249ZM43 209V208H42ZM70 209V208H69ZM111 209V207H110ZM129 209V210H130ZM247 209V208H246ZM252 209V207H251ZM250 209V210H251ZM41 210V209H40ZM98 210V209H97ZM127 210V209H126ZM129 210L128 213H129ZM194 210H195V207H194ZM199 212H201L200 210L202 209H198ZM210 210V209H209ZM208 210V211H209ZM216 210V209H215ZM254 210V208H253ZM58 211V210H57ZM61 211V210H60ZM94 211V210H92ZM91 211V212H92ZM102 210H100L101 212ZM105 211V210H104ZM103 211V212H104ZM109 211V210H108ZM190 211V209L188 210V212ZM191 211H193L191 209ZM196 211V210H195ZM206 210H204L205 212ZM217 211V210H216ZM214 211V212H216ZM227 211V210H226ZM233 211V210H232ZM258 211V210H257ZM256 211V213H257ZM28 212V211H27ZM37 212V210H36ZM49 212V211H48ZM68 212V211H67ZM197 212V211H196ZM203 212V210H202ZM219 212V210H218ZM231 212V211H229ZM235 212V211H234ZM249 212V211H247ZM246 212V213H247ZM34 213V212H33ZM32 213V214H33ZM41 213V212H40ZM105 213V212H104ZM111 213V211H110ZM125 213V212H124ZM123 213V214H124ZM127 213V214H128ZM132 213V212H131ZM179 213V212H178ZM184 213V211H183ZM209 213V212H208ZM245 213V212H244ZM251 213V212H249ZM59 214V213H58ZM57 214V216H58ZM92 214V213H90ZM98 214V213H96ZM134 214V213H133ZM176 214V213H175ZM182 214V213H181ZM205 214V213H204ZM218 214V213H216ZM227 214V213H226ZM31 215V213H30ZM38 213L36 214V217H37ZM222 215V213H221ZM225 215V214H224ZM223 215V216H224ZM244 215V214H243ZM252 215V214H251ZM27 216H29L27 214ZM32 216V215H31ZM40 216V215H38ZM47 216V215H46ZM124 216V215H123ZM128 216V215H127ZM126 216V217H127ZM132 216V215H131ZM140 216V215H139ZM138 216V217H139ZM197 216V215H196ZM215 216H219V215H215ZM221 216V219L222 217ZM245 216V215H244ZM247 216V215H246ZM264 216V214H263ZM24 217V216H23ZM35 217V216H34ZM92 217V216H91ZM186 217V216H185ZM187 217H188V214H187ZM192 217V216H190ZM205 217H207V215H205ZM230 217V216H229ZM243 217V216H242ZM250 217V216H249ZM247 217V218H249ZM257 215H255L254 218H256ZM55 218V216L53 217ZM131 218V217H130ZM134 218V217H132ZM136 218V217H135ZM173 218H176V217H172ZM207 218H210V216H208ZM220 218V216H219ZM224 218V217H223ZM253 218V219H254ZM258 218V217H257ZM30 219V218H29ZM61 219V218H60ZM90 219V217H89ZM128 219V218H127ZM179 219V218H178ZM191 220V218H189ZM193 219V218H192ZM214 219V217H213ZM243 219V218H242ZM10 220V219H9ZM23 220V218H22ZM33 220V219H31ZM35 220V219H34ZM51 220V219H50ZM134 220V219H133ZM166 220V218H165ZM198 220V219H197ZM209 221V219H207ZM205 219V221H207ZM228 220V219H227ZM239 220V219H237ZM246 220V219H245ZM255 220V219H254ZM254 220L252 221L254 223ZM262 220V219H261ZM38 221V220H37ZM57 221V219H56ZM94 221V220H93ZM125 221V219H124ZM158 221V220H157ZM173 221V220H172ZM170 221V222H172ZM187 221V220H186ZM193 221V220H192ZM199 221V220H198ZM204 221V223H205ZM224 221V220H223ZM222 221V223H223ZM243 221V220H242ZM10 222V221H9ZM33 222V221H32ZM54 222V221H53ZM87 222V221H86ZM183 222V220H182ZM189 222V221H188ZM210 222V221H209ZM213 223L215 221H212ZM220 222V220H219ZM218 222V223H219ZM237 222V221H236ZM234 222V223H236ZM48 223V222H47ZM52 223V222H51ZM123 223V221H122ZM125 223V222H124ZM130 223L132 224V222L130 221ZM167 223V222H166ZM186 223V222H185ZM199 223V222H198ZM203 223V222H202ZM212 223V225H213ZM222 223H221V227H222ZM233 223V224H234ZM242 223H246L245 222H242ZM262 223V222H261ZM31 224V223H30ZM33 224V223H32ZM38 224V223H37ZM94 224V223H93ZM130 224V226H131ZM170 224V223H168ZM178 224V223H177ZM176 224V225H177ZM180 224V222H179ZM178 224V225H179ZM189 224V223H188ZM211 224V223H210ZM215 224V223H214ZM227 224V223H226ZM20 225V224H19ZM29 225V224H28ZM36 225V224H35ZM172 226V223L170 224ZM177 225V226H178ZM192 226V224H190ZM203 225V224H202ZM205 225V224H204ZM203 225V226H204ZM225 225V222L224 224ZM244 225V224H243ZM264 225V223L262 224ZM261 225V226H262ZM22 226V225H20ZM27 226V224H26ZM32 226V225H31ZM88 226V225H87ZM136 226V225H135ZM170 226V227H171ZM181 226H183L181 224ZM193 226H195V224H193ZM205 226H208V223L207 225ZM211 226V225H210ZM219 226V224H218ZM254 226V225H253ZM89 227V226H88ZM134 227V226H133ZM169 227V226H168ZM169 227V228H170ZM185 228H187L186 226H184ZM183 227V228H184ZM202 226L198 227V228H201ZM209 227V226H208ZM206 227V228H208ZM220 227V228H221ZM25 228V227H24ZM90 228V227H89ZM118 228V227H117ZM124 228V227H123ZM167 228V227H166ZM247 228V227H246ZM254 228V227H253ZM128 229V228H127ZM132 229V228H131ZM135 227L134 230L135 231ZM190 229V227H189ZM204 229V228H203ZM209 229V228H208ZM24 230V229H23ZM22 230V231H23ZM85 232V229H83ZM182 230V229H180ZM185 230V229H184ZM188 230V229H187ZM200 232L202 229H199ZM198 230V231H199ZM21 231V232H22ZM89 231V230H87ZM125 231V229H124ZM138 231V230H136ZM177 231V229H176ZM197 231V229H196ZM197 231V232H198ZM204 231V230H203ZM217 231V230H216ZM215 231V232H216ZM129 232V229L128 231ZM175 232V231H174ZM183 232V231H182ZM208 232V230H207ZM220 232V231H219ZM87 233V232H85ZM120 233V232H119ZM126 233V232H125ZM124 233V234H125ZM163 233H165L163 231ZM199 233V232H198ZM205 233V231H204ZM222 233V232H221ZM174 234V233H173ZM177 235V233H175ZM184 234H186V232H184ZM193 234V232H192ZM201 235V233H199ZM198 234V235H199ZM123 235V234H122ZM126 235V234H125ZM133 235V234H132ZM136 235V234H135ZM163 235V234H162ZM169 235V234H168ZM183 235V234H182ZM197 235V236H198ZM204 235V234H203ZM202 235V236H203ZM206 235V234H205ZM25 237V235H23ZM120 236V235H119ZM131 236V235H130ZM173 236V235H172ZM190 236V235H189ZM194 236H195V233H194ZM196 236V237H197ZM216 236V235H215ZM220 236V235H218ZM217 236V237H218ZM23 237V239H24ZM88 237V236H87ZM122 236H120L121 238ZM124 237V235H123ZM128 237V236H127ZM135 237V236H133ZM131 237V239L133 238ZM181 239L182 236H180ZM179 237V238H180ZM200 237V236H199ZM211 237V235H210ZM214 237V236H213ZM115 238V237H114ZM118 238V239H120ZM136 238V237H135ZM134 238V239H135ZM193 238V237H192ZM22 239V240H23ZM30 239V238H29ZM148 239V238H147ZM150 239V238H149ZM153 239V238H152ZM164 240V238H162ZM189 239V238H187ZM195 239V237H194ZM199 239H202V238H199ZM88 240V239H87ZM128 241V239H126ZM137 240V239H136ZM190 240V239H189ZM209 240V239H208ZM212 240V239H211ZM121 241V240H120ZM132 241V240H131ZM194 241V240H193ZM199 241V240H198ZM202 241V240H200ZM25 242V241H24ZM73 242V240H72ZM86 242V241H85ZM160 242V241H159ZM191 242V240H190ZM208 242V241H207ZM16 243V242H15ZM79 243V242H78ZM196 243V241H195ZM25 244V243H24ZM116 244V243H115ZM147 244V243H146ZM152 243H150L151 245ZM191 244V243H190ZM198 244V243H196ZM80 245V244H79ZM85 245V244H83ZM189 245V244H188ZM192 245V244H191ZM195 245V244H194ZM82 246V245H81ZM153 246V245H152ZM115 247V246H114ZM147 247V246H146ZM149 247V246H148ZM151 247V246H150ZM187 247V246H186ZM204 247V246H203ZM15 248V247H14ZM83 248V247H82ZM80 248V249H82ZM131 248V247H130ZM181 248H184V247H181ZM191 248V247H190ZM195 248V247H194ZM21 249V248H20ZM88 249V248H87ZM145 249V248H144ZM11 250V249H10ZM24 250V249H22ZM151 250V249H150ZM12 251H14L12 249ZM83 251H84V248H83ZM112 251V250H111ZM149 251V250H148ZM183 251V250H182ZM189 251V250H188ZM191 251V250H190ZM131 252V251H130ZM78 253V252H77ZM146 253V252H145ZM154 253V252H153ZM181 253V251H180ZM184 253V252H183ZM190 253V252H189ZM247 253V252H246ZM22 254V253H21ZM30 254V253H29ZM144 254V253H143ZM150 254V252H149ZM186 254V252H185ZM19 255V254H18ZM83 255V253H82ZM146 255V254H145ZM181 255V254H180ZM27 256V255H26ZM187 256V255H186ZM84 257V255H83ZM128 258V257H127ZM140 258V257H139ZM144 258V255L142 256V259ZM148 258V257H147ZM185 258V257H184ZM188 259V256L186 257ZM17 259V258H16ZM82 260V259H81ZM15 261V260H14ZM176 261V260H175ZM182 260H180L181 262ZM185 261V260H183ZM188 261V260H187ZM141 262H144L143 260ZM177 262V261H176ZM179 262V263H180ZM186 262V261H185ZM77 263V262H76ZM75 263V264H76ZM137 263V262H136ZM8 264V263H7ZM11 264V263H10ZM19 264V263H18ZM36 264V263H35ZM139 264V263H137ZM191 264V263H189Z\"/></svg>", "mask_w": 264, "mask_h": 264}]
</instances>
